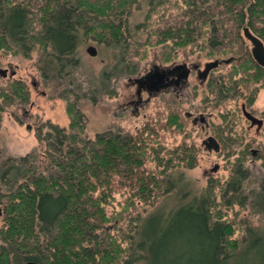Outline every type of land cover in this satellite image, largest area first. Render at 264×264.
<instances>
[{
  "label": "trees",
  "instance_id": "1",
  "mask_svg": "<svg viewBox=\"0 0 264 264\" xmlns=\"http://www.w3.org/2000/svg\"><path fill=\"white\" fill-rule=\"evenodd\" d=\"M136 1L40 0L35 11L32 0H0V51L30 57L38 49L37 68L43 81L62 87L56 96L67 101L70 128L81 130L80 100L97 103L98 97L115 93L109 90L113 73H107L108 66L98 79L92 77L80 46L92 37L124 47L129 7ZM187 1L188 5L195 3ZM212 9L214 15L227 14L228 22L235 25L226 28V36L229 32V37L239 41L243 39L240 30L248 27L264 40V0H216ZM196 14V28L189 23L176 31L161 32L157 43L172 41L164 46L166 62L178 48L200 38L208 40L210 15ZM217 44L208 46L211 56ZM239 53L241 58L230 62L234 65L229 83L214 86L210 82L216 106L239 92L240 79L264 77V68L249 49ZM239 75L233 81L236 85L232 84L231 79ZM257 92L251 90L250 105ZM0 99L1 128L6 105L16 100L29 103L30 90L23 80H13L8 90H0ZM222 117L226 120L228 116L223 113ZM164 127L183 131L181 112L169 110ZM158 135L150 123L134 133L105 131L94 138L69 132L50 120L39 124L35 136L46 159L45 168L37 162V149L26 155H7L0 163V201L6 202L0 264H264V232L245 227L240 239L236 217L229 219L226 212L235 204L246 207L250 203L255 213L264 215V178L258 188L245 192L250 173L244 155L249 147L232 162L225 181L211 178L200 195L186 199L182 182L170 172L181 166L195 168L197 148L186 142L168 147ZM231 150L226 156L233 155ZM116 182L126 188L124 199L119 210L108 214V206L116 200ZM171 195H179L177 206L156 205ZM144 205L153 208L151 214ZM124 221L129 231L115 225L113 233L105 227Z\"/></svg>",
  "mask_w": 264,
  "mask_h": 264
},
{
  "label": "rangeland",
  "instance_id": "2",
  "mask_svg": "<svg viewBox=\"0 0 264 264\" xmlns=\"http://www.w3.org/2000/svg\"><path fill=\"white\" fill-rule=\"evenodd\" d=\"M187 2V0H137L129 7V27L126 31L127 42L124 47L117 46L118 44L113 41L99 42L92 37L82 43L80 54L89 74L98 79L102 69L108 66L106 67L107 73H113L108 81V86L115 95L98 97L97 103H93L89 99L80 100L79 107L83 112L84 120L81 130L70 128L71 118L67 112V101L56 96L62 87H56L53 82L43 81L37 68L40 53L38 49L31 52L30 57L15 54L13 51H0V69L6 72L5 76L0 72V90H8L9 84L13 80H23L31 95L27 104L16 100L5 107L0 128V163L7 155H26L37 149V162L45 168L46 159L42 155L43 150L40 148L35 132L38 125L47 120L67 128L69 132H77L90 138L105 131L134 133L137 129L150 123L157 130L161 142L166 146L173 147L186 142L197 148L198 164L195 168L181 166L170 172L174 178H178L182 182L181 186L185 188L186 199L200 195L211 178H221L222 182L225 181L230 174L232 162L243 156L242 153L247 146L249 148L247 154L244 155V166L249 168L250 179L245 192L248 193L250 187L258 188L264 178V126L259 131L256 126L251 127L250 122L242 113V105L246 104L249 110L264 118V77L259 81H249L248 78L240 79V84L237 86L239 92L234 97L225 98L216 106L214 105L215 96L209 88L210 81L214 86L221 82L229 83L228 74L233 70L234 65V62H223L213 70L211 79L209 78L204 83H200L197 74L193 72L189 77V85L179 91V94L177 91L158 94L148 99L149 102L139 108V112L131 111L132 106L128 109L125 108L131 97L136 96L137 84L133 82V79L145 74L154 66L160 68L173 63L187 62L189 65L200 64L203 70L207 62L215 59L225 60L235 57L239 60L241 58L239 52L242 48L251 51V43L243 36L242 29L240 31L243 39L239 41L237 38L229 37V32L227 36L225 35L226 28L235 27V25L228 22L225 13L214 15L215 11L212 8H214L216 0H195V3L191 5H188ZM39 3L40 0H32L35 11H37ZM197 12L210 15L206 16L211 23L210 31L207 34L208 40L200 38L198 42L195 41L189 46L178 48L174 52V57L166 62L163 55L164 46L172 41L157 43L161 32L169 27L179 28L189 23H192V27L196 28ZM203 21L204 18H202ZM36 24L39 25L38 20H36ZM214 41L218 43L219 48L215 51V55L211 56L212 49L208 46H212ZM90 45L97 48L96 56L87 53L86 49ZM225 50L234 52L225 53ZM243 53L244 50H242ZM13 72L15 74L11 76ZM239 78L240 75L231 79L232 84ZM230 87L229 90H234ZM251 90H258L252 105L248 100ZM142 97L147 99L148 94L143 92ZM171 109L181 112L185 122L183 131L164 127L166 116ZM188 111L193 112L195 116L204 114L206 119L198 120L194 124L192 118L186 116ZM223 113L228 116L226 120L222 117ZM210 135L215 136L221 143V149L218 152L208 150L203 142ZM228 149H232L231 152H233L230 157L226 156ZM253 149H257V153H252ZM43 168L42 170H44ZM120 185L119 182L114 184L113 195L116 200L108 206V214L121 207L119 202L123 201L126 188H122ZM217 195V200L220 201L218 190ZM177 196L179 197V195H175V197L171 195L167 199L160 200L156 205L164 204L166 209L177 206L179 204L176 200ZM5 206L6 202L0 201V210H3V214L0 216V230L5 226ZM144 206L146 207V205ZM146 208L148 212L153 210L149 206ZM226 212L229 219L236 217L239 227L236 236L240 239L245 234V227H252L264 232V215L255 213L250 203L246 207L235 204L227 208ZM115 225L129 231L126 221L110 223L105 227L115 233L117 230ZM244 257L246 259L247 255Z\"/></svg>",
  "mask_w": 264,
  "mask_h": 264
},
{
  "label": "flooded vegetation",
  "instance_id": "3",
  "mask_svg": "<svg viewBox=\"0 0 264 264\" xmlns=\"http://www.w3.org/2000/svg\"><path fill=\"white\" fill-rule=\"evenodd\" d=\"M169 28H171V27H169ZM169 28H167V29H169ZM245 28L246 27H243V29H242L243 30V36L244 37H245V35H244V29ZM172 29H174V31H176L177 29L179 30V28H176L175 29L173 27H172ZM254 35H256V34H254ZM256 36L258 38L262 39L260 36H258V35H256ZM249 42L251 43L250 40H249ZM263 42H264V40H263ZM251 48H252V43H251ZM155 67H158V66H154L152 69H150L149 71H147L145 74H142L141 76L133 79V82L137 84L136 96L134 95V96L131 97V99L128 101V103H127V105L125 107L126 109H128L130 106H132L133 109L131 111L139 112V108L144 107V104L147 103V102H149L148 101V98L150 96H152V95L155 96V93H152L151 94L149 92L150 89L147 87L146 82H143V79L145 77H147V75H149V73L152 70H154ZM205 67H206V65H205ZM160 69L170 70V72L167 73V75H166V77L164 79L165 80V83H166V86L165 87H162L160 89L162 91L159 92V93H157V95L158 94H161V93L163 94V93H169V92H174V91H177V94H179V91H181L183 88H185L186 86L189 85V77L193 74V72L197 74V77H198L200 83H204L207 80H209V78L211 77V73L213 72V70L215 68L211 69L206 75H203V71H204L205 68L202 70L200 64L189 65V64H187V62H184V63H181V64H174L173 63L172 65H169V66L160 67ZM143 92H146L148 94V98L147 99H144L142 97V93ZM243 106H245V107L243 108ZM244 109L247 112L251 113L252 115H250V117L247 116ZM191 113H192V115L191 116H188V117L189 118H192V122H193V119L195 117V114L193 112H191ZM242 113L245 116V118L250 122L251 127L252 126H256L257 127V131H259L260 128L263 127V118L260 117V116H258V115H256L251 110H249L245 104L242 105ZM252 117L257 118V119L253 121L252 120L253 119ZM259 120H261L262 122L259 123ZM209 137H215V136L210 135V136H208L205 139L207 141V144L205 143V145L207 146L208 150L211 151V150H214V148H213L214 147V142H213V140H208ZM217 141H218V139H217ZM219 144H220V148H219V150H220L221 149V143L219 142ZM218 151H216V152H218ZM252 153H257V149H253L252 150ZM2 214H3V210H0V216H2Z\"/></svg>",
  "mask_w": 264,
  "mask_h": 264
},
{
  "label": "water",
  "instance_id": "4",
  "mask_svg": "<svg viewBox=\"0 0 264 264\" xmlns=\"http://www.w3.org/2000/svg\"><path fill=\"white\" fill-rule=\"evenodd\" d=\"M244 35L247 39H249L252 43V48H251V52L253 55V58L255 59V61L264 68V42L262 39L258 38L256 35H254L250 29L248 27H246L244 29ZM87 53L91 56H96L98 54V50L95 46L90 45L87 47L86 49ZM234 59V57H230L227 58L225 60H219V59H215L213 61H210L206 64V67L203 71V75H206L211 69L218 67L222 62L224 63H230L232 60ZM0 72H2L1 74H3L4 76L6 75V72L2 69H0ZM170 72V70H165V69H160L159 67H155L154 70H152L149 75H147V77H145L143 79V82H146L147 87L150 89L149 92L155 93V95L159 92H161L162 90H160L162 87L166 86L165 83V77L167 75V73ZM15 72L11 73V75H14ZM153 96V95H152ZM151 96L148 98L150 99ZM245 106H243L244 108ZM245 110V109H244ZM245 113L247 116L250 117V115H252L251 113L247 112L245 110ZM192 113L191 112H186V116H191ZM253 121L256 120L257 118L252 117ZM206 116L204 114H201L199 116H195L193 119V123H196L198 120H205ZM262 121L259 120V123H261ZM208 140H213L214 142V150L218 151L220 148V144L217 141V139L215 137H209ZM204 143L207 144V141L205 140ZM24 264H38L36 261H26L24 262Z\"/></svg>",
  "mask_w": 264,
  "mask_h": 264
}]
</instances>
